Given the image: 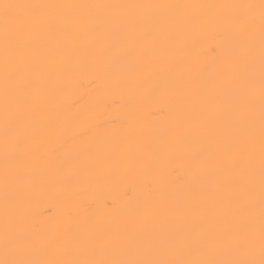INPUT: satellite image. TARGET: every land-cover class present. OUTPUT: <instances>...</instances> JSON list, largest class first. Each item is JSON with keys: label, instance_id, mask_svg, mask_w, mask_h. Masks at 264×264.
Returning <instances> with one entry per match:
<instances>
[{"label": "snow or ice", "instance_id": "obj_1", "mask_svg": "<svg viewBox=\"0 0 264 264\" xmlns=\"http://www.w3.org/2000/svg\"><path fill=\"white\" fill-rule=\"evenodd\" d=\"M67 10L87 14L102 39L87 48L78 46ZM209 23L230 31L235 39L221 52L210 108L194 113L187 82L199 83L205 76L197 63L196 41ZM160 33L168 37V44L156 57L144 61L130 55L127 37ZM224 35L225 31L216 33L218 38ZM0 43L4 129L0 264H264V0L241 4L0 0ZM158 63L170 67L159 87L174 104L183 130L179 135L146 153L133 150L115 161L85 154L55 173L34 167L33 145L45 124L62 118L57 100L81 65L88 64L95 73L82 88L107 79L133 92L147 87L145 75ZM88 96L85 92L63 108H87ZM135 136V129L127 134L129 140ZM176 151L182 153L194 183L185 201H162L166 211L176 213L166 229L126 231L102 259L95 258L90 245L53 253L41 236L40 221L30 212L33 199L53 175L60 184L110 182L129 170L159 167ZM175 171L169 168L167 174ZM142 191L151 194L154 185L145 182ZM47 211L52 213L53 208Z\"/></svg>", "mask_w": 264, "mask_h": 264}, {"label": "bare ground", "instance_id": "obj_2", "mask_svg": "<svg viewBox=\"0 0 264 264\" xmlns=\"http://www.w3.org/2000/svg\"><path fill=\"white\" fill-rule=\"evenodd\" d=\"M44 4H241L259 3V0H19ZM208 14H211L209 11ZM68 26L78 46L87 48L102 39L97 23L87 14L67 10ZM225 31L222 38L216 33ZM234 35L215 23H209L197 38V63L205 73L199 83L188 81L189 99L195 112L210 108L215 91L214 75L221 68L222 51L230 48ZM163 34L126 38L132 57L149 61L167 47ZM223 45V48H222ZM215 48L216 51H212ZM170 67L164 63L153 65L145 75L147 87L129 92L115 87L110 80H100L91 89L80 85L95 78L88 64L76 71L73 82L66 86L57 100L56 110L63 112L59 120L44 126L41 138L33 145L34 167L55 170L64 163L87 155L115 161L135 151L143 154L169 137L183 130L177 122V113L170 95L159 85L167 79ZM158 73V75L154 74ZM85 92L89 105H77L65 110ZM113 101H116L113 103ZM83 113V114H82ZM195 127V126H194ZM135 129L136 136L127 134ZM194 130V128H193ZM4 129H3V53L0 43V258L3 256L2 224L4 208ZM176 171L168 175V169ZM184 177V179H181ZM151 182L155 191L145 194L142 185ZM194 177L181 152L169 155L159 167L147 170H129L110 182L77 181L57 183L55 176L37 195L30 212L41 224V236L55 254L62 249L91 246L95 258H106L126 231L151 233L166 229L176 213L166 211L162 201L183 202L190 195ZM129 195H123L124 192ZM115 205L107 208L106 205ZM53 208L49 213L47 209ZM71 215H67L68 211ZM55 258V255L53 256Z\"/></svg>", "mask_w": 264, "mask_h": 264}]
</instances>
